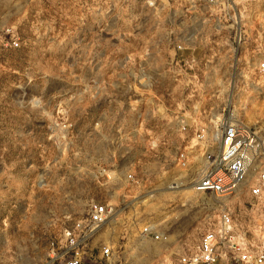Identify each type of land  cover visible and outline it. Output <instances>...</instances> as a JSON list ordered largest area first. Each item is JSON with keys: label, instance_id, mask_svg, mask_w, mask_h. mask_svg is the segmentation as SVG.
Returning a JSON list of instances; mask_svg holds the SVG:
<instances>
[{"label": "rangeland", "instance_id": "374dc122", "mask_svg": "<svg viewBox=\"0 0 264 264\" xmlns=\"http://www.w3.org/2000/svg\"><path fill=\"white\" fill-rule=\"evenodd\" d=\"M239 1L241 67L255 69L264 64V0ZM88 4L0 0V264H44L49 239L82 218L91 200L119 207L113 227L126 235L128 264H161L196 245L224 206L234 242L264 241V211L248 193L252 174L228 198L167 189L180 175L173 155L183 145L173 118L206 123L222 109L215 97L232 87L247 106L235 102L229 111L259 132L264 169V72L175 75L154 16ZM145 226L169 242L143 240Z\"/></svg>", "mask_w": 264, "mask_h": 264}, {"label": "built area", "instance_id": "2783aa9c", "mask_svg": "<svg viewBox=\"0 0 264 264\" xmlns=\"http://www.w3.org/2000/svg\"><path fill=\"white\" fill-rule=\"evenodd\" d=\"M96 1L102 2L108 10L131 14L140 7L154 16L153 26L166 34L171 67L168 72L175 75L264 72V64L255 69L241 67L246 34L240 1L83 0L88 8L91 6L88 2ZM11 48H18L17 41L11 42ZM221 61H225L223 66ZM137 73L142 74L143 70L138 69ZM224 96L225 99H220V95L215 97L222 109L217 114L209 113L206 123L198 124L200 119H194L189 125L184 116L173 118L174 134L182 137L183 145L175 149L173 155L180 175L171 179L167 189L228 198L248 185L252 174L254 182L248 193L264 211V169L258 164L261 157L259 132L244 125L229 111L235 102L245 108L246 99H240L233 87ZM197 111L200 113V108ZM189 130L190 138L182 142ZM100 168V176L107 178V165L103 163ZM126 181L132 186L138 184L131 174L126 175ZM119 212V207L91 200L82 218L49 239L44 264H128L121 260L120 246L126 235L113 227L118 223ZM234 229L232 212L221 207L216 221L206 225L196 245L181 247L161 264H264V241L254 247L243 240L234 242L237 241ZM140 237L155 243L169 242L167 235L158 233L152 226H145Z\"/></svg>", "mask_w": 264, "mask_h": 264}, {"label": "crops", "instance_id": "0c3cea01", "mask_svg": "<svg viewBox=\"0 0 264 264\" xmlns=\"http://www.w3.org/2000/svg\"><path fill=\"white\" fill-rule=\"evenodd\" d=\"M197 123L200 124V120Z\"/></svg>", "mask_w": 264, "mask_h": 264}]
</instances>
